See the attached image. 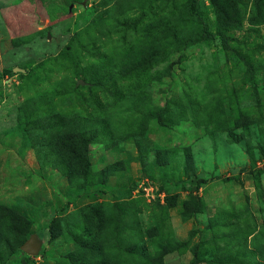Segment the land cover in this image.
<instances>
[{"label": "rangeland", "instance_id": "rangeland-1", "mask_svg": "<svg viewBox=\"0 0 264 264\" xmlns=\"http://www.w3.org/2000/svg\"><path fill=\"white\" fill-rule=\"evenodd\" d=\"M187 2L0 0V264H264V0Z\"/></svg>", "mask_w": 264, "mask_h": 264}, {"label": "water", "instance_id": "water-1", "mask_svg": "<svg viewBox=\"0 0 264 264\" xmlns=\"http://www.w3.org/2000/svg\"><path fill=\"white\" fill-rule=\"evenodd\" d=\"M80 83H83L80 81ZM40 242L38 241L37 237H32L30 240H28L22 247L21 250L25 252L26 254L30 255H37L40 250Z\"/></svg>", "mask_w": 264, "mask_h": 264}, {"label": "trees", "instance_id": "trees-1", "mask_svg": "<svg viewBox=\"0 0 264 264\" xmlns=\"http://www.w3.org/2000/svg\"><path fill=\"white\" fill-rule=\"evenodd\" d=\"M188 2V10L190 12V14L194 17H199V14H198V10H197V2L198 0H187ZM200 18V17H199ZM202 22V20H201ZM196 262H194L193 264H195Z\"/></svg>", "mask_w": 264, "mask_h": 264}]
</instances>
